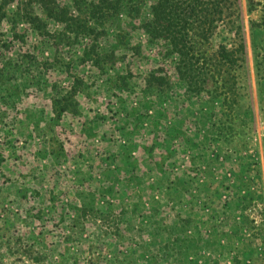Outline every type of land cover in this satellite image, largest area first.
<instances>
[{
  "label": "rangeland",
  "instance_id": "rangeland-1",
  "mask_svg": "<svg viewBox=\"0 0 264 264\" xmlns=\"http://www.w3.org/2000/svg\"><path fill=\"white\" fill-rule=\"evenodd\" d=\"M254 1L249 11L239 0L233 94L214 100L186 92L141 25L143 3L90 37L102 67L84 59L88 38L66 39L52 20V36L0 24V264H264V2ZM151 73L167 83L149 85ZM68 94L76 108L56 113Z\"/></svg>",
  "mask_w": 264,
  "mask_h": 264
},
{
  "label": "trees",
  "instance_id": "trees-1",
  "mask_svg": "<svg viewBox=\"0 0 264 264\" xmlns=\"http://www.w3.org/2000/svg\"><path fill=\"white\" fill-rule=\"evenodd\" d=\"M247 1L249 11L261 3ZM142 3L147 14L143 13L141 25L150 41L160 43L165 56L173 58L176 77L186 92L190 96L206 93L209 100L230 97L235 70L245 53L238 21L239 0H71L65 5L58 0H0V24H8L14 32L25 21L41 35L52 36L47 29V22L52 20L61 24L66 39L88 38L91 45L84 59L102 67L106 54L93 45L90 37L103 33L97 28L104 30L122 12L131 18L139 15ZM222 31L226 34L221 37ZM10 41L1 43L7 46ZM111 52L107 53L110 57ZM147 81L156 87L167 83L164 76L153 73ZM73 94L54 100L56 113L70 106L76 108Z\"/></svg>",
  "mask_w": 264,
  "mask_h": 264
}]
</instances>
